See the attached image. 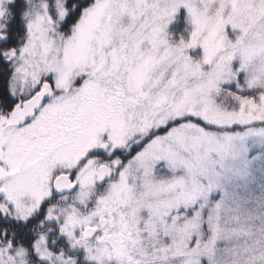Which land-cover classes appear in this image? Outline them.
I'll use <instances>...</instances> for the list:
<instances>
[{
    "label": "snow or ice",
    "instance_id": "6c2138e0",
    "mask_svg": "<svg viewBox=\"0 0 264 264\" xmlns=\"http://www.w3.org/2000/svg\"><path fill=\"white\" fill-rule=\"evenodd\" d=\"M0 264H264V0H0Z\"/></svg>",
    "mask_w": 264,
    "mask_h": 264
}]
</instances>
